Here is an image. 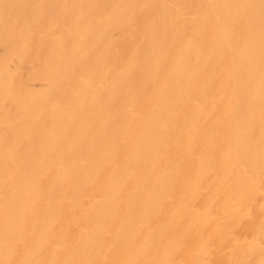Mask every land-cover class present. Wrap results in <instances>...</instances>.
<instances>
[{"label": "bare ground", "instance_id": "6f19581e", "mask_svg": "<svg viewBox=\"0 0 264 264\" xmlns=\"http://www.w3.org/2000/svg\"><path fill=\"white\" fill-rule=\"evenodd\" d=\"M0 264H264V0H0Z\"/></svg>", "mask_w": 264, "mask_h": 264}]
</instances>
